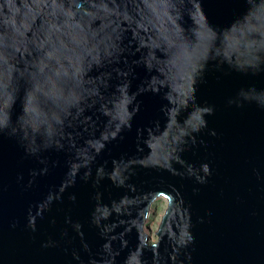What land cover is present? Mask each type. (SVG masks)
I'll list each match as a JSON object with an SVG mask.
<instances>
[{
  "label": "clouds",
  "instance_id": "clouds-1",
  "mask_svg": "<svg viewBox=\"0 0 264 264\" xmlns=\"http://www.w3.org/2000/svg\"><path fill=\"white\" fill-rule=\"evenodd\" d=\"M244 2V11L228 24L217 25L210 21L203 0H0V135L17 141L24 150L22 159L34 158L40 165L29 169L26 184L23 171L17 181L25 189L33 187L39 176L59 163L50 151L67 153L60 182L28 206L26 227L36 232L38 221L64 200L66 192L68 200L77 202V193L68 190L78 181L91 182L96 189L88 222L103 238L99 249L93 251L84 222L73 219L70 212L60 238L49 235L42 241L43 248L71 244L79 236L88 256L73 247L71 254L78 264H149L145 249L153 253L150 264H189L193 260L189 246L194 247L196 237L191 206L180 187L161 183L145 190L132 177L141 167L169 170L201 184L212 175L210 161L197 162L183 155L198 139L203 142L197 134L208 127V116L216 111L215 104L200 101L198 86L207 80L210 69L249 77L264 73V0ZM194 3L202 9L199 23L191 15ZM185 17L191 23H185ZM136 66H143L146 75L133 89ZM178 70L186 74L190 88L194 83L187 107L174 100L168 88ZM157 83L161 87L153 86ZM143 92L158 94L163 102L160 116L137 127L139 154L113 157L111 167L107 160L99 163L108 144L124 139L125 130L133 128ZM227 104L241 108L254 104L264 109V86L242 84L227 97ZM201 105L205 107L199 122L184 125L188 130L176 141L170 162L162 164L142 150L141 146L148 147V130L172 119V109L180 108L174 116L183 124ZM211 133L216 135V129ZM117 161L120 172L115 171ZM256 172L261 174L259 169ZM105 178L125 191L105 200L101 188ZM161 190L174 194L170 210L179 204L188 211L186 229L170 230L162 223L157 242H148L150 238L141 242L131 210L142 206L136 201L145 192ZM51 222L56 223L55 216ZM18 223L13 220L12 227ZM133 230L137 243L130 246L128 234ZM124 249L127 253L121 260Z\"/></svg>",
  "mask_w": 264,
  "mask_h": 264
},
{
  "label": "water",
  "instance_id": "water-1",
  "mask_svg": "<svg viewBox=\"0 0 264 264\" xmlns=\"http://www.w3.org/2000/svg\"><path fill=\"white\" fill-rule=\"evenodd\" d=\"M203 6L213 24L225 25L235 15L244 11L245 2L203 0ZM191 15L195 22H200L202 9L199 3H194ZM185 23H191L190 18L185 17ZM136 72L138 75L133 79V89L143 80L146 69L136 66ZM185 75L178 70L168 88L170 93H174L172 98L187 107L194 83L190 88ZM252 82L264 86V73L249 77L237 72L225 73L210 69L207 80L198 86L200 101L215 104L216 111L208 116V127L197 134L203 142L198 139L183 155L188 160L211 162L213 171L206 183H198L192 177L173 174L169 170L142 167L138 168L132 177L133 182L145 190L160 187L161 183L176 184L186 201L190 202L196 239L194 247L189 246L193 254V260L189 264H264V109L257 108L254 104L242 108L227 104L228 96L242 84ZM153 86L161 87L158 83ZM139 100L141 108L136 114L133 128L125 130L124 139L108 144L98 157L99 163L107 160L108 167H111L113 157L139 154L136 142L137 127L146 125L160 116L159 108L163 102L158 94L152 92L141 93ZM204 107L201 105L191 111L183 124L174 116L180 108L177 106L172 109V119L158 122L148 130V147L141 146L142 150L162 164L170 162L175 154L173 149L176 141L188 130L184 125L188 121L198 123ZM212 128L216 129V135L211 133ZM49 154L59 163L47 175L39 176L33 187L25 189L23 184L17 181V174L24 172L23 183L26 184L29 169L40 165L34 158L22 159L24 150L17 141L0 135V264H78L71 254L73 247L81 248L82 256L87 258L88 253L83 250L79 236L71 244L48 248L41 246L42 241L48 239L49 235L55 239L60 238V230L65 226V216L69 212L73 219L84 222L86 239L92 245L93 251L98 250L103 243L98 229L88 222L93 204L91 195L96 190L91 182L78 181L74 187L69 188L68 192L77 193V202L68 200L66 192L64 200L56 202L51 212H46L44 218L38 221L36 232L26 227L28 206L42 199L50 185L58 184L66 169V152L52 150ZM136 159L132 162H136ZM176 166L182 167L179 163ZM257 169L260 175H257ZM115 171H121L118 161ZM101 188L105 200L118 198L125 191L107 178L103 180ZM194 188H199V191H194ZM173 195L165 190L148 191L137 198V204L142 206L131 211L141 242L149 238L144 230L145 221L149 216L151 204L160 196L167 198L168 204L156 232L158 240L162 223H166L170 230L186 229L189 213L179 204L170 210ZM53 216L56 217L55 224L51 222ZM200 217L204 219L201 220ZM13 220L19 221L15 228L12 227ZM128 238L130 246H134L137 243L136 231L130 232ZM166 244V240L161 242V250ZM65 246L68 251L64 250ZM126 253L127 249H124L119 259L122 260ZM144 255L150 264L152 251L145 249Z\"/></svg>",
  "mask_w": 264,
  "mask_h": 264
},
{
  "label": "rangeland",
  "instance_id": "rangeland-1",
  "mask_svg": "<svg viewBox=\"0 0 264 264\" xmlns=\"http://www.w3.org/2000/svg\"><path fill=\"white\" fill-rule=\"evenodd\" d=\"M167 198L164 196L158 197L152 204L144 225V230L147 233L150 243L158 240L157 230L161 222V218L167 208Z\"/></svg>",
  "mask_w": 264,
  "mask_h": 264
}]
</instances>
